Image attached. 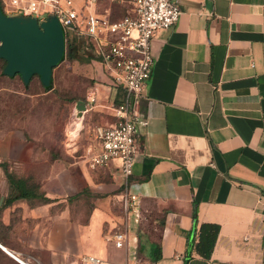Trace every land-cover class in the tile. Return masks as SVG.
Wrapping results in <instances>:
<instances>
[{
  "label": "crops",
  "instance_id": "1",
  "mask_svg": "<svg viewBox=\"0 0 264 264\" xmlns=\"http://www.w3.org/2000/svg\"><path fill=\"white\" fill-rule=\"evenodd\" d=\"M128 2L114 3L119 12L100 0L113 18ZM175 2L178 20L151 43L155 64L138 102L148 125L128 178L118 161L42 160L23 130L0 131V264H82L89 255L122 264L129 254L114 245L116 230L136 236L144 264H264V0ZM100 70L98 102L119 100ZM82 118L80 145L111 121L102 107ZM131 195L138 221L123 209ZM203 223L219 227L208 258L195 248Z\"/></svg>",
  "mask_w": 264,
  "mask_h": 264
},
{
  "label": "built area",
  "instance_id": "2",
  "mask_svg": "<svg viewBox=\"0 0 264 264\" xmlns=\"http://www.w3.org/2000/svg\"><path fill=\"white\" fill-rule=\"evenodd\" d=\"M111 2L123 4L125 0ZM128 3L130 8L126 14L113 19L109 10L101 8L100 0L0 1L6 15L31 16L38 22L49 15L55 16L63 28L65 42L68 37L75 38L78 45L79 39L83 38L85 51L99 59L111 85L122 90L119 100L112 99L104 104L97 102L94 92L86 98V110L102 107L111 121L96 127L88 144L77 145V137L72 135L78 120L74 115L66 147L70 149L69 155L79 157L92 168L118 161L125 178L132 174L141 152L140 129L148 125L147 118L138 110V102L153 73L152 40L158 32L172 27L181 13L175 0H129ZM123 209L135 221L139 220V204L134 195L123 200ZM112 239L116 247H126L129 254L122 264H139L136 236L129 239L126 230H117ZM81 262L119 264L90 255L83 257Z\"/></svg>",
  "mask_w": 264,
  "mask_h": 264
},
{
  "label": "rangeland",
  "instance_id": "3",
  "mask_svg": "<svg viewBox=\"0 0 264 264\" xmlns=\"http://www.w3.org/2000/svg\"><path fill=\"white\" fill-rule=\"evenodd\" d=\"M113 6L120 12L119 6L114 3ZM125 6L127 10L130 8L129 3ZM125 14L126 11H123L121 15ZM67 39L73 44L77 42L75 38ZM4 66V60L0 59V131L16 128L23 130L42 160L63 158L65 154H70L66 141L75 115V99L85 101L94 92L98 102L99 93L95 88L106 84L99 59L85 51V48L78 51L76 59L64 56L53 70L52 88L49 90H45L37 75L32 76L26 85L19 75H4ZM89 109L92 111L95 108ZM81 119L82 130L72 132L76 134L77 145L88 142L84 139L88 120ZM138 245L140 258V250L144 247L139 240ZM139 264L144 263L140 261Z\"/></svg>",
  "mask_w": 264,
  "mask_h": 264
},
{
  "label": "water",
  "instance_id": "4",
  "mask_svg": "<svg viewBox=\"0 0 264 264\" xmlns=\"http://www.w3.org/2000/svg\"><path fill=\"white\" fill-rule=\"evenodd\" d=\"M78 47L83 51V38L79 39ZM64 54V31L55 16L49 15L38 22L31 16L6 15L0 8V59L5 61L4 75H19L24 84L37 75L46 88ZM85 110V101L77 100L75 117L81 119Z\"/></svg>",
  "mask_w": 264,
  "mask_h": 264
},
{
  "label": "trees",
  "instance_id": "5",
  "mask_svg": "<svg viewBox=\"0 0 264 264\" xmlns=\"http://www.w3.org/2000/svg\"><path fill=\"white\" fill-rule=\"evenodd\" d=\"M0 8L2 10L1 4H0ZM113 19H116V18H113ZM65 49H66L65 54H64L65 57L67 56L70 59H76L77 58V53L79 51V47L76 43L73 44L67 40L65 42ZM64 56H63V58H64ZM63 58H62V60H63ZM2 72H3V70H2ZM24 85H26V84H24ZM51 88H52V80H51L50 85L48 87H46L45 90H49ZM77 100H80V98L75 99V102ZM5 165L6 164H2V166L4 167L5 175H6V178L8 180L9 185L10 186H12V185L16 186L17 183L19 182V180L15 179L14 175L8 171V168ZM22 192H23L24 197H29V195H31L30 193H32V192L27 191L26 189H23ZM16 198H17V196L11 197V199H16ZM218 232H219V227L216 224H211V223L201 224V226L199 228V239H198V242L196 243V246H195L197 252L201 256H204L206 258H208L210 256V254L213 250Z\"/></svg>",
  "mask_w": 264,
  "mask_h": 264
},
{
  "label": "bare ground",
  "instance_id": "6",
  "mask_svg": "<svg viewBox=\"0 0 264 264\" xmlns=\"http://www.w3.org/2000/svg\"><path fill=\"white\" fill-rule=\"evenodd\" d=\"M78 124H81L82 119L76 121Z\"/></svg>",
  "mask_w": 264,
  "mask_h": 264
}]
</instances>
